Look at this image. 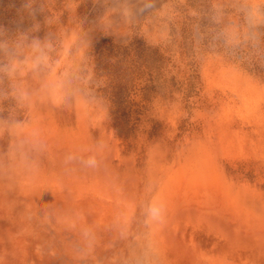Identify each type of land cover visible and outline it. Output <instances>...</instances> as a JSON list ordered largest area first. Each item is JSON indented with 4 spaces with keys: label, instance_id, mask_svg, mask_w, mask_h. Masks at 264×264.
Segmentation results:
<instances>
[{
    "label": "rangeland",
    "instance_id": "1",
    "mask_svg": "<svg viewBox=\"0 0 264 264\" xmlns=\"http://www.w3.org/2000/svg\"><path fill=\"white\" fill-rule=\"evenodd\" d=\"M25 39L82 56L90 100L0 75V264H264V0H0Z\"/></svg>",
    "mask_w": 264,
    "mask_h": 264
},
{
    "label": "clouds",
    "instance_id": "2",
    "mask_svg": "<svg viewBox=\"0 0 264 264\" xmlns=\"http://www.w3.org/2000/svg\"><path fill=\"white\" fill-rule=\"evenodd\" d=\"M145 7L151 8L152 4L146 3ZM241 11L250 22L261 15V10L255 6H244ZM78 39L77 36L66 37L61 43L67 52H71ZM81 59L82 56L78 58L66 55L54 58L50 54L49 44L39 40H17L6 45L0 44V75L19 79L22 68L37 76H40L45 69H49L40 80L42 91L52 94L57 100L87 104L90 98L85 96L79 76ZM54 63L56 66L53 68ZM16 93L20 100L30 97V92L19 85L16 87ZM10 127L13 130H19L22 129L23 125L17 121L11 123ZM28 143V140L21 139L17 145V150L23 151ZM73 159L75 158L69 157L70 161ZM80 162L86 166H94L96 163L93 158L81 159ZM137 210L142 214L146 225H158L163 221L166 213L165 200L149 197L142 201ZM88 236L89 233L85 232V237Z\"/></svg>",
    "mask_w": 264,
    "mask_h": 264
}]
</instances>
